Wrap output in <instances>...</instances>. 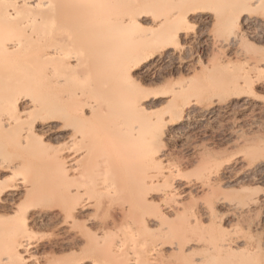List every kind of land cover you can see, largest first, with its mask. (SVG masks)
<instances>
[{
  "label": "bare ground",
  "instance_id": "1",
  "mask_svg": "<svg viewBox=\"0 0 264 264\" xmlns=\"http://www.w3.org/2000/svg\"><path fill=\"white\" fill-rule=\"evenodd\" d=\"M108 2L120 6L114 8ZM105 4L112 7L105 10L103 6L106 12L102 14L103 7L99 5ZM220 14H227L224 22L228 23L224 24L229 30L225 37L213 39L212 45L220 50L236 47L234 56L241 54L240 47L249 38L238 31L245 20L253 30L261 27L264 33V0H154L143 7L128 0H0V264H59L63 258H67V264H98L96 259L106 236L119 230L117 227L131 216L130 211L137 214L132 215L137 227L130 236H139L137 243L131 241L132 249L138 248L139 254L132 258L121 255L123 252L119 251L125 246L122 241L128 235L123 233V240L120 236L121 243L113 249L118 252L114 264H219L249 251L242 239L223 229L224 217L218 207L227 208L237 224L246 220L256 229L262 228L264 195L260 197L249 187L234 190L231 177L216 166L215 171L209 169L199 185L190 181L183 185L189 201L199 190L205 193L207 200L200 207L189 209L182 202L167 204L166 197L176 195L180 187L175 185L177 178L169 185L165 182L157 186L163 179L164 154L154 146L166 120L182 123L212 115L226 110L233 98L243 108L249 107L255 88L264 85V51L252 55L249 67L228 83L225 99L192 95L191 81L162 95L144 92L136 81L138 75L140 80L162 79L161 65L168 63L164 69L171 67L180 43L198 41L199 37L188 33L189 24L197 20L203 26H216L223 22ZM85 15L87 24L83 25ZM94 18L99 24L94 23ZM89 35L98 39L86 49L82 40ZM222 63V67L230 66L229 59ZM166 97L169 99L163 114L150 112L156 99ZM205 101L207 104L202 106ZM39 125L43 126L45 137L65 136L80 142L88 125L102 126L107 145L100 148L104 151L113 144V149L98 161V175L102 178L84 175L85 166L75 164L76 156L68 155L63 148L55 153L57 177L38 178L37 172L15 154V149L41 146L44 141L38 136ZM262 159V165L251 170L260 182L264 181L263 156ZM23 170L25 173L16 179L17 171ZM113 177L119 178L134 201L115 210L121 215L120 223L114 219L110 224L95 221L88 211L98 201L93 205L83 194L110 187L107 183ZM157 197L161 199L156 201ZM237 197L245 199L246 209L238 206ZM180 209L190 211L192 218L185 223L181 243L158 236L155 238L159 240L149 242L140 235L141 230L148 234L156 229L153 234L164 237L170 230L167 226L171 214L176 215ZM51 223L60 228L75 225L77 230L72 236L67 233L63 237V233L57 237L59 240L47 243L51 253L39 257L37 253L45 245L31 241L29 235ZM93 223L92 230L89 225ZM217 235L227 237L222 240L220 251L214 253L208 241ZM56 248H66L67 254L56 255ZM112 248L106 251L114 253Z\"/></svg>",
  "mask_w": 264,
  "mask_h": 264
},
{
  "label": "rangeland",
  "instance_id": "2",
  "mask_svg": "<svg viewBox=\"0 0 264 264\" xmlns=\"http://www.w3.org/2000/svg\"><path fill=\"white\" fill-rule=\"evenodd\" d=\"M128 1L133 5L143 7L145 5L147 6V4L153 2L154 0ZM108 3H111L114 8L120 6L115 2L114 4L113 2ZM105 5H99V7L104 6L105 10L106 7H112L110 4ZM104 7L102 8L103 10ZM103 10L101 13L103 14L104 12L105 14L106 11ZM109 11L112 13V10ZM220 15V20L223 22L216 26H212V24H206L203 26L199 23V21L193 20V22H191L187 27V31L191 36L199 37L198 41L195 44H187L184 42L180 43V48L178 49L176 58L170 63L172 64L171 67L164 69L165 66H168L169 64L165 63L161 65L160 71L162 74V79L140 80L141 77L137 74L138 77H136V81L141 84L142 90L144 92L162 95L163 92L171 91L173 88L180 86L184 82L191 81L192 95H198L201 97L204 95H208L209 97L211 95H216L224 99L227 98L229 94L226 90L228 83L233 81L234 77L249 67V64H251L250 62H252V55H259L260 52L262 53L264 51V33L261 27L253 30V27L247 23V20H245V22L240 25V29H238V31H242L244 34H247L249 38L247 39V42L244 43L242 47H240L241 54H237L239 57H237L236 54V56H234L233 50L236 49V47H233L234 49L225 48L224 50H220L218 49L219 47L212 45L214 38H222L229 34L228 27L225 26V24L228 23V20L225 21L226 23L224 22V19H228V16L227 14ZM87 18L88 15L83 16V25L87 24ZM93 20H95V18ZM94 23L99 24L97 19ZM234 30L236 32L237 29L235 28ZM95 34H93V36ZM93 36L89 35L84 40H82V43L84 46H86V49L90 42H93V40L96 41L98 39V37ZM225 59L230 60V66H228V68L222 67V61H225ZM178 65L181 66L177 68ZM255 93L256 97L253 96V98H251V105L247 108H243L238 100L230 98L231 100H229L231 103L226 110H218L212 115L209 114L204 117H196L195 119H190L189 121L182 123H172L168 120L165 121L161 129L163 130V133L161 134V137L157 139V142L154 146L156 150L164 154L163 165L161 169L163 172V179L157 183V186L165 182L167 185H169L171 184L170 181L173 178H177V183L175 185L180 187V189H178L179 192L176 193V195L171 193L168 198L166 197L165 202L167 204H176V202L179 204L182 202L185 205H189V209H191V207L195 208V206L200 207L201 203L207 200L204 195L205 193L199 190L197 194H194V199L189 201L188 196L186 195L187 189H185L183 185L189 181L199 185L201 180H204L207 173L210 172L209 169L215 171L214 168L216 166H219V168H215L218 169L219 172H227V176L231 177V180L233 181L232 188H235L234 190L249 187L251 188L250 190L255 189L260 197L264 195V181H257L255 179V174L253 171H251L253 167H259L262 165L260 163L263 162L262 156L264 157V85L257 86L255 88ZM168 99L169 98L167 97L156 99L155 106L150 110V112L156 114L157 116L163 114L167 107L166 103ZM206 104L207 102L205 101L202 103V106ZM102 123L103 122H101V124ZM56 126L57 128L61 127L58 123ZM42 127L43 126L39 125L37 128L38 136L44 141L42 143L43 146L41 145L42 147L39 145L40 147L38 146V148L34 149H15V154L26 161L27 163L25 164H28V167H32V169L37 172L38 178L55 179L57 177V165L55 164L54 159L56 151L59 150L58 148H63L64 150L66 149V152H69L68 155L70 154L76 156L75 158L72 156L73 159H76L75 164H79L81 168L85 166L84 175L88 173L90 175L92 174L91 176H94V178H102V176L98 175V161L101 160L102 155L105 152H109V150L111 151L113 149L111 148L113 145L112 143V145L108 143V145H111L110 147L108 146L110 149L107 147V150L106 148L104 151L102 149L107 145V142H105L107 137L105 140V133L102 131V126L94 127V125H88L83 131L84 140L82 142H80L78 139L75 140L70 137L68 139V137L65 136L60 138L48 136L45 137L43 135ZM257 140L261 142H257ZM104 143H106V145ZM100 146L102 148H100ZM15 151H13V154ZM86 152L89 153V156L84 155ZM25 171L26 170L17 171V176L15 178H20L19 174H23ZM30 174V172L27 173V178L30 177ZM115 177L117 176L115 175ZM115 177H113L114 180H111V183L109 182L110 184L107 183V186L110 187H105L103 190H100V192L98 191V193L96 190H93L94 192L89 190L87 193L84 192L83 194V198L88 200L90 199L92 204L94 201H98L97 206H94L88 211L89 215L92 216L95 221L110 224V221L114 219L116 222L118 221V223H120L121 215H119L118 212H115V210L118 211L119 207L122 205L126 207L128 201H134L131 193L125 190L120 185L118 181L119 178H116L117 180H115ZM110 189L114 190L115 192L113 193L112 190V192H110ZM229 198H233L232 195H229ZM160 199L161 197H157V200H155L159 201ZM106 202H108L110 205ZM237 202L239 207L246 209L244 208L246 207V201L244 198L239 197ZM218 209L224 217L223 229L226 232H229V234L232 236L242 239V241L245 243L243 245H245L249 250L244 255L231 257L228 262H221L219 264H264V226H262V228L256 229L246 220L240 221L237 224L235 219L231 216L232 213L228 212L227 208L219 206ZM133 213H135V211H130L128 213L131 216L128 215L130 217H127L128 219L125 220L126 222L123 221L125 224L122 223L120 227L117 225L119 227H117V229L119 230L114 231L115 235L117 236H114V232L112 233L113 237L115 238H113L112 235L109 237V234L106 236L108 239L106 238L103 242L104 244L100 246L101 253L97 257L98 259H96L98 264H114L113 260L118 258V252L114 251L113 249L114 246H117L118 243H121L123 240V233L124 235H128L124 237L126 240L124 239L122 244L125 243V246L121 248L122 251L119 252H123L121 255L127 258H132L135 255L138 256V248H134L133 250V242H131L136 240L134 242L137 243V238L139 237L136 234V236H134L136 239L131 237V234L135 233V227H137V224H134L136 222H134L136 218L132 216ZM189 213L190 211L188 210L182 211L180 209L176 215L171 214V219L167 226L170 230H167L168 232L164 234V237L159 236L158 233L156 235L155 232L153 234V231H157L156 229H153L152 232L149 231L148 234L146 233L147 231L144 232L142 230L139 231L140 233L143 232L140 234L137 232L138 229L136 232L141 236L144 235L143 238L145 237L144 239H148L149 242H155L160 238L162 240L163 238H166L164 239L166 241L168 240L170 242L181 243L185 237L184 234L186 233L183 232V229H185L186 225L185 223L192 219ZM51 224L37 228L29 235L31 241H36L40 245H45V248L39 249L37 256H45V254L51 253V248L47 243L54 242L55 240L57 241V237L62 236L63 233L65 234L63 237L67 236V233L73 235L77 230V226L75 225H72V227L75 226L74 228L76 229L71 230L72 227L70 225L60 228L59 225L53 224V227ZM94 224L95 223L89 225V227L92 229L95 227L93 226ZM204 224V226L207 227L208 222L206 219H204ZM200 233L203 234V232ZM146 235L148 236L146 237ZM204 235H206V231H204ZM120 236L122 240L119 238ZM150 236L151 238L149 239L148 237ZM156 236L160 238H155ZM117 237L119 238V241ZM129 237H131L132 240H130ZM226 237L227 236L222 237L217 235L213 239H209L208 242L209 245H211L209 247L214 249V253L220 251L222 240H224ZM114 239L118 241L117 244ZM140 239H142V237ZM140 239L139 241H145ZM148 240L146 241L148 242ZM111 246L113 247L112 250L114 253H109L106 251V249L108 250L111 248ZM131 249L132 253H128V251ZM55 251L56 255H61L62 252L63 255L65 253L67 254L66 248H56V250L54 249V252ZM67 263V258H63L59 262V264ZM181 264L201 263L183 261Z\"/></svg>",
  "mask_w": 264,
  "mask_h": 264
}]
</instances>
